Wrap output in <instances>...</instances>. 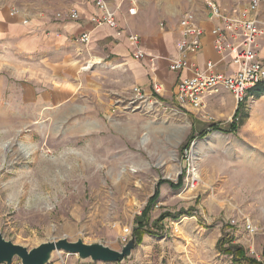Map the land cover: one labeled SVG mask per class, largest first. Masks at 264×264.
<instances>
[{"label": "rangeland", "instance_id": "obj_1", "mask_svg": "<svg viewBox=\"0 0 264 264\" xmlns=\"http://www.w3.org/2000/svg\"><path fill=\"white\" fill-rule=\"evenodd\" d=\"M213 97L204 116L186 113L110 65L0 49V237L27 250L64 239L120 252L163 181L152 220L190 214L135 240L121 262L54 252L48 264H233L216 249L223 232L264 264V235L242 230L246 219L264 230V95L239 104L234 134L224 131L237 105L225 91Z\"/></svg>", "mask_w": 264, "mask_h": 264}, {"label": "crops", "instance_id": "obj_2", "mask_svg": "<svg viewBox=\"0 0 264 264\" xmlns=\"http://www.w3.org/2000/svg\"><path fill=\"white\" fill-rule=\"evenodd\" d=\"M121 1L105 0L108 7L115 11L120 28L136 34L141 49L147 54L164 58L174 56L178 22L183 13L193 12L205 36L200 53L192 60L200 69L207 61L218 62L209 34L215 22L208 20L205 0H138L135 16L127 15L129 5ZM212 1L227 13L232 0ZM66 10H75L79 20L55 23L54 14ZM96 14L98 11L92 0H0V49L31 60L48 59L53 65L77 61L104 63L125 72L132 86L139 88L144 95H154L163 102L173 101L177 105L176 85L179 78L185 77V73L170 72L164 60L155 62L154 67L150 66L148 60H132L130 55L134 47L125 35L117 38L114 30L105 26L94 28L89 22ZM257 16L263 35L257 42L256 52L258 59L264 63V2L259 4ZM83 33L90 35L87 46L77 41ZM215 71L228 74L232 66L227 62L218 64ZM152 82L159 85V94L153 92ZM214 95L207 97L205 104L211 100L214 102L217 97ZM251 97L248 94L246 100Z\"/></svg>", "mask_w": 264, "mask_h": 264}, {"label": "built area", "instance_id": "obj_3", "mask_svg": "<svg viewBox=\"0 0 264 264\" xmlns=\"http://www.w3.org/2000/svg\"><path fill=\"white\" fill-rule=\"evenodd\" d=\"M137 1H121L129 5L126 11L128 16L137 14ZM92 2L98 14L93 15L89 22L94 28L105 26L114 30L117 38L125 35L134 47L130 55L132 60L138 62L148 60L153 67L155 62L164 60L170 72L185 73V77L178 80L175 94V101L183 112L190 110L204 116L205 99L220 91L228 92L236 105L244 103L248 92L264 82V63L258 59L256 52L257 42L263 35L257 16L262 0H232L227 13L223 12L214 1H204L208 20L215 22L209 34L212 37V48L218 56V62L207 61L202 69L196 66L192 58L200 53L205 32L193 12L182 14L178 22L175 54L164 58L149 55L141 49L138 36L120 28L115 11L108 7L105 0H92ZM78 20L79 15L75 10L59 11L53 16L55 23ZM160 26L163 27V24ZM77 41L80 45L87 46L90 43L89 33L81 34ZM225 62L232 66V71L228 74L216 72L217 65ZM151 87L155 94L160 93L158 84L152 82ZM135 92L139 96L138 89H135ZM242 230L250 237L264 235V230H260L248 219L243 221ZM13 264L21 263L17 261Z\"/></svg>", "mask_w": 264, "mask_h": 264}, {"label": "water", "instance_id": "obj_4", "mask_svg": "<svg viewBox=\"0 0 264 264\" xmlns=\"http://www.w3.org/2000/svg\"><path fill=\"white\" fill-rule=\"evenodd\" d=\"M135 245V239L131 238L120 252H116L98 244L86 245L80 240L72 243L60 239L27 250L0 237V264H11L15 258L21 264H48L54 252H64L75 255L80 260H90L91 262L118 263L130 256Z\"/></svg>", "mask_w": 264, "mask_h": 264}, {"label": "trees", "instance_id": "obj_5", "mask_svg": "<svg viewBox=\"0 0 264 264\" xmlns=\"http://www.w3.org/2000/svg\"><path fill=\"white\" fill-rule=\"evenodd\" d=\"M249 95H251L252 97L255 98H260L261 96L264 95V82H262L261 84L257 85L256 87H254L253 89H251L248 92ZM160 102H163L161 99H159L158 97H156ZM241 107V105H238L233 116H232V123L229 125L228 129L226 131H224L225 133L228 134H234L239 126V124L236 122L237 119V115L239 113V108ZM213 130H218L217 127L213 128ZM219 131V130H218ZM190 140L188 142V145L183 148V151L188 149L189 144L191 143L193 137H189ZM185 164H183V171L181 172V174L178 176L177 178V184L173 185V183H169L171 188H175V189H179L182 185L183 182V177L185 174V170L186 168V162L184 161ZM163 183V181L158 182L157 186L155 188V195L149 199L145 209L142 210L141 214L138 216V218L135 219V228H134V237L136 240L137 245L140 244L142 242V238L144 235L147 236H156L157 234V229H162L161 225L165 220L168 219H173V220H177L180 216L182 215H188L190 214L189 212H177L176 214H169V213H163L160 214L158 216V218H156L155 220H152L151 218V207L152 205H154L156 199H158L159 196V187L160 185ZM175 186V187H174ZM232 237H229L227 234L225 235V233L223 232V235L221 236V238H219V240L216 243V249L218 248L220 250L221 253H225V254H230L232 257V263L233 264H262V262H258L256 260L253 259H248L245 257V254L243 252V250L240 247L237 246H233L231 244L232 242ZM225 244H227V248H222L226 247L224 246ZM231 245V246H229ZM263 262H264V252H263Z\"/></svg>", "mask_w": 264, "mask_h": 264}, {"label": "bare ground", "instance_id": "obj_6", "mask_svg": "<svg viewBox=\"0 0 264 264\" xmlns=\"http://www.w3.org/2000/svg\"><path fill=\"white\" fill-rule=\"evenodd\" d=\"M18 133H19V130L15 131L13 135L15 136V135H17ZM7 135H9V133L5 132L4 135H3V138H4V137H7ZM25 156H26V155H25ZM23 157H24V156H23ZM193 180H195V173H194V171H192V178L190 179V181H193ZM127 182H128V181H127Z\"/></svg>", "mask_w": 264, "mask_h": 264}]
</instances>
